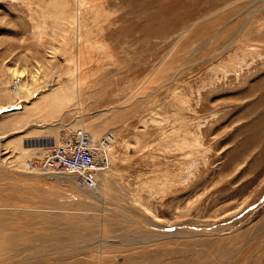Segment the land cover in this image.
I'll return each mask as SVG.
<instances>
[{
	"label": "rangeland",
	"instance_id": "1",
	"mask_svg": "<svg viewBox=\"0 0 264 264\" xmlns=\"http://www.w3.org/2000/svg\"><path fill=\"white\" fill-rule=\"evenodd\" d=\"M0 264H264V0H0Z\"/></svg>",
	"mask_w": 264,
	"mask_h": 264
},
{
	"label": "built area",
	"instance_id": "2",
	"mask_svg": "<svg viewBox=\"0 0 264 264\" xmlns=\"http://www.w3.org/2000/svg\"><path fill=\"white\" fill-rule=\"evenodd\" d=\"M57 146L35 157V164L51 173L74 174L83 183L92 184L94 173L109 169L106 141L96 140L85 128L68 132ZM105 158V159H104Z\"/></svg>",
	"mask_w": 264,
	"mask_h": 264
},
{
	"label": "bare ground",
	"instance_id": "3",
	"mask_svg": "<svg viewBox=\"0 0 264 264\" xmlns=\"http://www.w3.org/2000/svg\"><path fill=\"white\" fill-rule=\"evenodd\" d=\"M18 83V82H17ZM16 88H17V90H20V89H22V85L20 86L19 84H17L16 85ZM46 152V151H45ZM45 152H43L42 153V156L44 157V155H45ZM41 155V154H40ZM38 156V155H37ZM37 156H35V157H37ZM35 157L34 158H31L28 162H27V168H28V170L31 172V173H37V174H49V173H51V172H49L48 170L49 169H47V168H45V169H43V168H41V166H39L38 164H35L33 161H35L36 159H35ZM51 174H57V173H51ZM57 175H59V174H57ZM63 175V174H62ZM66 175V177L67 178H69L70 177V175H72V176H76V175H74V174H70V173H67V174H65ZM72 176H71V178H72ZM97 176H98V172H95L94 173V176H93V179H92V184H87V183H83V184H85L86 186H88V188L90 189V190H92V191H94L95 193H99V187H98V179H97ZM62 178V177H61ZM67 196V195H66ZM96 197V195L95 194H91V193H86V194H84V195H79V196H76L75 194H73V196H72V200L73 201H75V202H77V203H81V202H86V204H90V202H91V204H93L92 203V201L93 200H95L94 202H96V201H98V202H100V200H99V198H95ZM64 198H66V197H63V199ZM93 198H95V199H93ZM80 200H83V201H80ZM68 201H70V200H68ZM12 213V212H11ZM134 220H136V221H138V222H143L144 223V221H142V220H139V219H134ZM234 221V220H233ZM232 222V221H231ZM226 225V224H225ZM225 225H223L222 227H224ZM227 225H228V223H227ZM225 226V227H229V226ZM225 227H224V231H225ZM180 228V227H179ZM184 228V227H183ZM208 228V227H207ZM207 228H205V227H203V228H197L196 230H193V229H195V228H187V227H185V229L189 232V234H191V233H197L199 230H201L202 232H203V230L204 229H207ZM211 228V227H210ZM219 227H216V229H218ZM220 228H221V226H220ZM231 228V227H230ZM213 229H215V228H212V230ZM164 230V229H163ZM208 230H209V228H208ZM185 231V230H184ZM220 231V230H219ZM221 232H223L222 230H221ZM199 233V232H198ZM184 235V234H183Z\"/></svg>",
	"mask_w": 264,
	"mask_h": 264
}]
</instances>
